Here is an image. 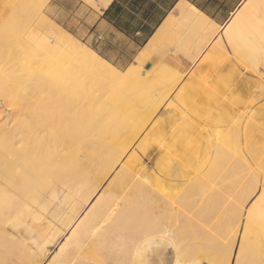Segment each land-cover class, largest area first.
Instances as JSON below:
<instances>
[{"label":"bare ground","instance_id":"obj_1","mask_svg":"<svg viewBox=\"0 0 264 264\" xmlns=\"http://www.w3.org/2000/svg\"><path fill=\"white\" fill-rule=\"evenodd\" d=\"M16 4L17 5L13 6L8 3V0H0V180L2 177L4 178L3 181H0V214L4 216L3 220L0 221V264H125L126 261L124 258L126 259L128 256L133 261L132 264H138V259L141 258L142 255V251L140 250L141 243L146 240L145 238L147 237V232H143L142 226L143 224L147 225V222H151L149 224L151 227H148V237L157 239L153 243L157 245V248L149 254L148 258H144L143 264H187L182 260L184 258V250L181 245L182 240H177L179 235L176 233L180 232L176 228L177 232L175 233L174 229L175 226L179 228V225H174L175 221L173 218L171 220L174 221V223L170 222L171 220L169 221L171 217H167V203L170 201L171 194L173 196V193L177 191H179L177 197L179 196L180 198L182 193L187 196V193L183 190L191 186H188L189 183L187 184L186 181L184 182L186 185H184V180L195 179V185H197L202 180L208 179V174L203 178L200 177L199 170L202 169V167H196V169L199 168V170L196 171V173H192L194 167L187 166L188 169L191 170L181 168V170H183L181 171L172 167L163 168L160 167L161 165L158 170L166 174L167 177L162 176L161 173L158 172V175L156 173H149V170H145L146 172H144L143 166L145 165H143L142 156L144 152L142 153L143 149L141 150V148L144 146V142L146 143L149 132L150 135L155 133V126H153L149 132L147 130V134L141 139L139 143L140 149L138 147L141 152H132L127 159L123 160L127 153L126 150L131 146L134 139L136 140L142 129L153 119V116L162 106L163 102L175 89L181 76L171 85V79L173 76V78H175L176 74L173 76L163 74L162 77H166L167 79L161 83L163 86L160 88V92L162 91L161 93L164 98L159 99L161 96L160 93L157 101L158 103L146 104L140 111L138 110V121H136L137 116L135 115L137 112L135 113V108H133L132 110H134V112H128L131 119L135 118V120H131L132 123L134 122L133 124L126 127L124 125L123 128H118L116 126L117 129L113 126L115 125L114 123L112 126L116 129L112 128L113 130L110 131L108 130L109 127L107 132L103 129V125L104 122H107L106 116L108 115V111L115 108V104L112 103L109 105L108 101L105 105L98 107L96 103L97 99L99 100L100 97L104 96L108 97L107 94L109 98H111L114 92H112L113 89L125 85L133 75L135 77L145 55L143 56V54H141L143 57L136 59V65H132L130 70L126 73H122L118 68L116 69L103 58L96 56L87 46L82 45L77 50L71 42L63 39V34L57 27L52 35H50L48 42L44 39H41L40 42H31L35 39V33L33 31L34 24L43 19V11L42 9H37L36 4H34V7L31 2L28 3L26 1L23 2V0H18ZM262 10H264V0H260L259 3H256L252 8V11L255 13ZM188 14L196 18L199 17L198 21L194 18L197 21V23L195 21L194 24L197 25L198 28H205L204 26L208 22H205L203 16L199 14L195 7L191 6L190 13ZM192 20L193 19H191V21ZM213 26L215 25H212V27ZM196 30L198 29L196 28ZM218 42L221 41L218 40ZM61 46L62 48H60ZM167 81L169 83H165ZM258 83L256 82L255 85H258ZM260 92L261 90L256 97V94H253L254 98L251 100L250 107L255 101L257 102L261 96H264L262 94L260 95ZM113 94L116 93L114 92ZM182 95L183 93L181 90L179 96ZM179 96L178 99H180ZM83 97L90 101V109H88L87 112L81 106ZM6 99H15L20 109L17 110L18 107L13 108ZM234 101L238 103V99H234ZM19 104L21 106H19ZM112 105H114V107ZM116 105H118V103ZM119 105L121 106L122 104L119 103ZM108 106H112L113 108L111 107L109 109ZM120 106L118 107L120 108ZM118 107L116 106V108ZM122 107L120 110H123ZM173 108L176 109L170 102L166 111H163L168 115V110L171 111ZM125 109L127 110V108ZM14 110L17 111L16 113H21L13 114L12 111ZM123 111L120 114H122ZM124 113L122 114L123 116L125 115ZM151 113L152 115H150ZM173 113H175V110ZM121 117L122 116L119 118ZM110 119L112 120V118ZM124 121H122L121 124H123ZM141 122H144L143 125H141ZM240 122L241 118L236 122L237 125L234 126V130H230L232 133H229L233 134L234 132L235 134L236 131V134L239 136ZM111 123L112 121H110V124ZM125 123L126 122H124V124ZM172 125L173 122L171 121V127ZM176 131L179 137L180 131ZM250 131L251 129H245L243 133L248 147L253 148V154L256 157L255 162L260 167L264 166V145L260 144V146H258L260 149L257 150L255 145L258 139L257 137H253ZM183 133L186 137V141L189 142L190 132L184 130ZM231 134L227 133L225 135L229 137ZM216 137L214 135V138ZM231 137L228 139L229 142L233 140H231ZM235 140H237V138ZM188 142H186V144ZM224 144L228 146L227 142ZM236 144H238V142ZM237 146H240V144ZM239 150L241 151V149ZM181 151L189 152L188 149L186 150L184 148L181 149ZM225 152L227 153L228 150H225L224 153ZM224 153L223 155H229ZM31 155L37 156V160L33 162V169L28 170L27 164L30 161ZM221 155L222 154H220V156ZM214 156H216V159H221L217 157V155ZM230 160L232 161L233 158ZM213 161L218 160H212V162ZM211 167L214 168L213 164ZM246 167L248 168V165H246ZM139 170H143L144 173H147L146 177L143 175L146 180L145 183L142 181L145 185L144 188L141 187L143 190L137 188L139 190L137 191L136 189V196L133 195L136 197L134 199L133 197L130 198V196L128 199L127 194V199L122 196V193L120 196L118 192L120 190V188H118L120 183L124 180L126 181V179L129 181L128 178L131 175L142 172H139ZM23 172L27 173L25 179L22 177ZM253 175L255 176L256 174ZM143 177L141 176V178ZM108 178L110 179L108 184L106 186L103 185L104 187L101 190L102 184ZM136 178H138V176ZM141 178H139L140 182ZM33 179L35 181L29 183V181ZM238 180L239 179L236 181ZM254 180L256 181L255 178ZM258 180L259 179H257V181ZM125 181L122 182V185L126 183ZM173 181H176V183ZM257 181L254 182L252 188L247 180H240V186L245 190L244 192L250 190L251 193L249 196L246 194L247 197H244L246 198L244 202L249 201L251 195L258 189L259 186ZM129 182H127V185ZM205 182H207V180H205ZM141 183L140 185H143ZM136 185L138 186L139 184ZM26 186L30 187L28 189L30 196L33 194L35 195L33 204L26 205L24 209L21 207H12L9 197L17 195L16 192L26 188ZM164 186L165 188H170L173 192L171 194L169 192H167L168 194L166 193L170 195V198L167 200L168 197L165 196L167 200L165 207L162 203L163 199L160 201L158 199L159 194H156L157 189L159 188L158 190H160V187ZM122 187H124V185ZM133 187L131 188L133 189ZM156 187L157 189H155ZM199 187L202 189L203 186ZM260 187L262 193L252 202L246 212H244V216L242 209L244 205H240L242 211L240 210L241 213L238 215L237 224L241 223L243 226L241 227V231L239 229L240 226H237L238 228L236 227L240 232V237L234 255V264H241L240 261L249 255V251L251 253L250 249L252 248L250 247L254 244L247 237L249 227L247 223L264 220V181L260 184ZM134 189L131 192H135ZM204 189L206 191V187H203V190ZM130 190L131 189H129V192ZM188 191H190V189ZM200 191L201 190L198 192ZM160 194H162V192ZM194 194L196 196V193ZM199 196L198 198H200ZM210 196L208 197L210 198ZM182 198H185V195ZM175 199L176 197H174V200ZM174 200H172L173 203H177L175 204V209L177 205H179L177 208L181 207L182 204L180 205V203L186 202H183L182 199L180 203L176 202L177 199ZM184 200H186V198ZM195 200L194 204H196ZM244 202H242V204H244ZM57 204L58 208L59 206L60 208L67 206L71 208L70 211H66L68 217L71 218V223L68 225L67 229L58 233L57 236L53 237L46 245L36 243V248H32L28 242L23 240V238L27 237L31 232L28 229H26V233L22 231L21 218L26 214L33 215L34 211H31L32 209L43 211L44 217L47 218L50 205L54 206ZM194 206L190 205V207ZM171 207L173 208V206ZM185 208H187V206H184V211ZM169 213L174 215L173 212ZM185 213L191 212L185 211ZM175 216L177 217L178 215ZM191 216L193 219L194 214ZM183 219L181 218V220ZM187 219L189 218L187 217L185 219L184 225L181 223L183 226H185ZM194 219L195 221L197 220V218ZM194 219L191 220L190 218V222L187 223V226L189 223L193 225ZM47 226L48 229H50L51 225L48 224ZM183 226L179 229H183ZM236 233L238 232L236 231ZM65 234V239L59 243L57 249L50 256V250L47 247L53 245L58 238H61ZM143 234L145 237H143ZM175 234L178 236L175 237ZM137 235L140 237L143 235L142 237L144 240L141 237L140 239H142V241L139 239L137 242L136 240L138 238L135 239ZM167 246H171L175 258L172 257L170 259V256H166L167 253H170ZM192 247H190V249ZM218 252H220V250ZM219 255L221 254L217 256ZM231 256L232 254L227 259L228 263H231ZM191 263L199 264L195 263V261Z\"/></svg>","mask_w":264,"mask_h":264},{"label":"rangeland","instance_id":"obj_2","mask_svg":"<svg viewBox=\"0 0 264 264\" xmlns=\"http://www.w3.org/2000/svg\"><path fill=\"white\" fill-rule=\"evenodd\" d=\"M17 1L18 0H8V3L15 6V5H17L16 4ZM25 1L28 3L31 2L32 5L36 4L37 9H40V10L42 9L43 14H44L43 19L41 21H37L34 24L33 31L35 33V39L31 42H40L41 39H44L48 42L50 35H52L53 31L56 30V26L54 25V23H55L58 26L60 25L65 31H67L68 37L70 39L77 40L78 42L80 40V42L84 43L90 49L94 50L97 53L94 45L91 44L88 41V39H86L85 34H81L82 32H79V31L78 32L72 31L71 29H69L67 27V22L70 21L71 18H75V17L82 18L85 15V13L89 12L90 10L95 11V9L92 8V6L90 5L91 3L89 1H87V0H23V2H25ZM36 2H38V3H36ZM34 7H35V5H34ZM258 12H260V13L257 14V18L255 20V22L257 23L258 29L256 30V28H254L253 31H254V35H255V43L257 46H259L261 48V50L257 51V48H256V53H255L256 54V60L253 59L250 62H242L241 59L238 57V55L234 53L233 46L228 43V40H226L224 43L221 44V46H222L221 50L223 51V55L220 56V60H219L220 62L223 63L222 66L225 67L226 69L204 71L203 73L208 75L207 78H205V79H202V78L200 79L199 77H195L197 71H193L192 73H175V74H180L183 77L180 80V82H178L175 90L171 93L170 97L166 100L165 104H169V102L173 100V98L177 94L176 92L180 89V87L186 81L193 80V83H194L193 90L189 91L188 94L186 95L185 99L183 100L184 101L183 103H187L185 105L188 106V108H187L188 111L192 109L191 108L192 106L193 107L196 106L197 108H199L200 111L202 110V111L211 113V115L226 116L228 111H225L222 109L217 110V106H215V101L220 100V99H224L225 97H227L229 94V89H230L231 85L236 84L241 79H250V78L254 79V80H258L259 78L264 79V10L258 11ZM65 22H66V24H65ZM257 41H259V42H257ZM80 47L81 46H79V47L75 46V48L77 50ZM60 48H62V46ZM110 63L112 65H114L116 68L118 67L122 73H126L128 70H130L132 65H136V59L132 60L126 66H121L120 64L114 63V62H110ZM155 68L170 69L169 67H167L166 65H163L160 62H158L157 64H155L152 67V69H155ZM148 70L149 69H146V66L144 65L141 68V70H140V68L138 69V73L136 72L135 77L133 75V77L131 79H129V81L125 85L112 90V92L114 91L116 94H113L114 92L112 93L110 91L112 93L111 98H109V95L107 94L108 97L104 96V97H100L99 100L97 99L96 103H97L98 107L105 105L106 102H108V101H109L108 102L109 105L112 103L115 104V108H113L114 105H112L113 107L111 106L114 110L110 109L111 107L108 106L111 111L109 109H108L109 111L107 110L108 111V115L106 116L107 122H104L103 129H105L107 131V129L110 127L108 130L111 131V130H113L112 128H114L113 126H115V127L117 126L118 128H123L124 125H125V127L129 126V125L134 123V122L133 123L131 122V120L133 118L132 119L130 118V114L128 113L129 111H130V113H131V111L134 112V110H132V109L135 108V113L137 112V114H135V113L134 114L137 117L135 115H133V116H135L136 121H138V118H139L138 117V115H139L138 110L140 111V109L146 104L158 103L157 102L158 97L160 96V93L162 92V91L160 92V88L163 86V84H161V83L167 79H166V77H162L163 74H157L156 75L157 77L155 76V80L152 79L153 76L143 75V74L147 73ZM165 75H167V74H165ZM147 81H150V82H147ZM165 83H169V82L167 81ZM243 89H245V88H243ZM244 94H245V92L243 90H240L239 93L237 94V96L243 97ZM161 96L159 99L164 98L162 93H161ZM154 97H155V99H154ZM6 100L9 101V104H11V106L13 108L18 107V102L15 99H11V100L6 99ZM239 101L240 100H238V102ZM117 103H118V105H116ZM119 103L122 105L120 106ZM250 104H251V101L246 106V108H249ZM262 104H264V98H263L262 102L255 104L248 111L251 113L254 111V109L256 107H258ZM89 105H90V101L87 98L83 97V99L81 101V106L83 109L86 110V112L88 109H90ZM19 106H21V105L19 104ZM116 106L117 107L120 106V108L123 106L122 109L124 110L125 108H127V110L126 109L124 111L120 110V108L119 107L116 108ZM233 106L235 107V105H233ZM18 109H20V107H18L17 110ZM114 111H116V112H114ZM122 111H123V113L126 111L124 113L125 114L124 116L122 115L123 113L120 114ZM12 112H13V114L21 113V112L16 113L17 112L16 110H14ZM168 113H169L168 119H164L163 116L160 117L161 113H159V111L156 112V114L153 116V119L148 123V125L145 126L144 129H142V131L139 133L136 140L134 139L131 146L126 150L127 153H126L125 158L123 160L127 159L128 156L132 154V152L135 153L137 151H140L139 150L140 149L139 143H140L141 139L147 134V130L149 132L150 129L153 126H155V128H156L155 133H153V135L152 134L150 135V132H149L146 143L144 142V144H143L144 146L141 148V150L143 149L142 153L143 152L145 153V155H144V153L142 154L143 163H144L143 165H145V166H143L144 172H146L145 170H149V173H153V174L156 173L157 174V172H158V173H161L162 176L167 177L166 174H164L163 172H160V170H158L160 167H163V168L164 167H172V168H175L178 170H181V168L186 169V170H191V169H188V167H187L190 165V154L188 151H181L180 139H179L178 135L176 138L174 137V134H173L174 131L172 130V127H171V121L173 120L171 118L172 117L171 111L168 110ZM111 114H112V116H111ZM150 115H152V113ZM120 116H122L123 118L122 117L119 118ZM125 116H126V118H125ZM110 118H112V120ZM157 118H159V119H157ZM259 119L260 120H257L258 121L257 125L251 126V129H252L251 134L253 137H257L258 140L261 139V141H264V115L260 116ZM119 120H120V122H119ZM121 120L122 121L126 120V121H124L126 123L124 124V122H123V124H121L122 123ZM133 120H135V118ZM104 121H106V120H104ZM110 121H112L111 124H110ZM127 121H128V123H127ZM114 123H115V125H113ZM143 123L144 122H141V125H143ZM154 123H156L157 125ZM116 128H114V129H116ZM246 128H247V126L245 127V129ZM172 136L174 137V139ZM173 140H174V142H173ZM233 142H231V144L228 147V152L230 153V159L233 158L232 161L230 160L231 162L229 161V163H222L219 166L214 165V168L213 167H208V168L202 167V169H200V170H199V168H197V169L194 168V171L192 173H196V171L199 170L200 177L203 178V177H205V175L208 174L207 175L208 179L202 180L204 184L201 181L197 185H195L196 184L195 179L184 180L183 181L184 185H186V183L187 184L189 183L188 186H191V187L187 188L188 190L190 189V191H188L187 189H186L187 191L183 190V191H185V193H187V196H186V194L182 193L181 197L179 198V196L177 197V195L179 194V191H177L176 193H173L170 190V188H167V187L165 188V186L160 187V190H158L159 188L157 189V187L155 188V189H157L156 194L157 195L159 194L158 199L160 201H161V199H163L162 203L164 204V207L166 206L167 200H169V198L171 197L170 201H168L169 203H167L166 211H167V217L168 216L171 217L170 219L168 218L169 221L172 218L174 219L175 223L172 220L170 221V222H173L174 225H179V228H182V226L185 223V219L187 217L189 219L191 218V220H193L194 218H197L196 221L194 219L193 225L191 223H189L187 226V223L190 222V220L187 219V222H186L185 226H183V229H179L178 226H175V228H174L175 233L177 232L176 228L180 232V233H176V234L179 235V236L177 235L178 236L177 240L178 239L182 240L181 245L183 246V250H184V258L182 260L184 263L192 264L191 262L194 263V261H195V263H199V264H234L235 263L234 262V255L236 252V247L238 245L237 242L239 241V237H240V232L238 231L237 226H240V228H239L240 231L242 230L241 227L243 226L241 223L237 224V220L239 218L238 215H240V213L243 209V216H244V214H245L244 212H246V210L251 206L252 202L262 193L261 192L262 189L260 187V184H262L264 181V170L261 167H259V165L255 162L256 157L253 154V148L248 147V143H247L245 137H244L243 144H240V142L238 140L237 145L240 144V146H237L238 148L235 146L236 144H234ZM138 147H139V149H138ZM233 148H234V150H233ZM184 149H186V150L188 149V144H186L184 146ZM237 149L238 150L241 149V151L240 150L238 151ZM228 152H227V154H228ZM145 156H146V158H145ZM239 156H240V158H239ZM235 158H236V160H235ZM239 159H240V161H239ZM36 160H37V156L31 155L30 161L27 164L28 170L33 169V165H34L33 162H35ZM245 162H247V163H245ZM249 162H250V164H249ZM245 164L248 165V168L246 167ZM217 166H218V168H217ZM143 170H139V172L142 171L141 173H135V174L131 175L132 180H131V176L128 178L129 181L131 180L130 182L127 181V179H126V181L124 180L126 182L125 184L123 183L124 187H122L123 186L122 182H124V181H122L120 183V186L118 187V188H120V190L118 191L120 193L119 194L120 196L123 194L122 196L125 198L128 195V199H129V196H130V198L133 197V199L136 198V197H134V196H136V194H135L136 189L139 188V189L143 190V188L145 186L144 183L146 181L145 177L147 176V173H144ZM181 171H183V170H181ZM247 173H249L250 175ZM253 174H256L255 176L257 178ZM26 175H27L26 172L22 173V177L24 179H25ZM143 175L145 177H143ZM38 176H36V177H38ZM135 176L136 177L138 176V178H136ZM141 176L143 178H141ZM246 176H247V178H246ZM139 178H141V182L144 181V183L143 182L141 183L139 181L140 180ZM236 178L239 179L238 180L239 182L236 181L237 180ZM254 178L256 179V181H257V179H259L257 181L259 187L256 190V192L253 193V195H251L250 200L247 202H244L246 199L244 197L249 196L251 193H250V190L249 191L246 190V192H244L245 190L242 188V186H240V180L241 179L247 180V182H249L253 188L254 182H256L254 180ZM110 179H111V177H110ZM110 179L108 178L102 184L101 190L104 186H106L108 184ZM3 180H4V178L2 177L0 181H3ZM171 180H173V179H171ZM205 180H207L208 183L205 182ZM33 181H35V180L33 179L32 181H29V183H31ZM134 181H135V183H134ZM185 181H186V183H184ZM127 182L130 183L131 187L135 186V187H133V189L135 188L134 189L135 192H131V191H133V189L130 187L129 183L127 185ZM139 182L143 185H140ZM173 182L176 183V181H173ZM191 182H192V184H191ZM237 182H238V184H237ZM136 184H139V185L137 186ZM199 186H201V187L203 186L204 188L206 187L207 195H206L205 189L203 190V187L201 189ZM141 187H143V188H141ZM29 188H30L29 186H26V188L18 190L16 192L17 195L9 197L11 199V206L12 207H15V208L21 207L22 209H24V207H26V205L33 204V201L35 200V195L33 194L30 196V192L28 191ZM240 188H241V190H240ZM129 189H131L130 192H129ZM139 189H137V191ZM122 190L124 191L125 196H124V193ZM191 190H193V191H191ZM194 190H195V192H194ZM199 190H201V191L198 192ZM161 192L163 195L160 194ZM167 192H169L170 194L173 193V196H172V194H171V196L167 195L168 194ZM197 192H198V195H197ZM194 193H196V196ZM183 194L185 195L186 200H184L185 198H182L184 196ZM210 194H211V196H210ZM246 194H248V195L246 196ZM199 195H201V196H199ZM165 196L168 197L167 200H166ZM198 196L200 198H198ZM208 196H210V198ZM174 197H176V199H177L176 202L180 203V202H182V200H183V202L184 201H186V202L180 203V205L182 204L181 207L177 208L179 206V205H177V207L175 209L174 207H175V204H177V203H175V204L173 203L172 200H174ZM201 197H203V198H201ZM156 198H157V196H156ZM201 199H202V201H201ZM194 200H195L196 204H194ZM212 201H213V203H212ZM242 202H244V204H242ZM187 203H188V205H187ZM223 204H224V206H223ZM190 205L191 206L195 205L196 207L195 206H194L195 208L190 207ZM240 205L241 206L244 205L243 207L245 208V210H244V208L241 209ZM171 206H173V208ZM184 206H187L188 209L190 208L189 210L187 208H185V211L186 212L189 211L191 213H185V211L183 210ZM168 207L169 208L171 207L172 209L171 208L169 209ZM49 208L50 209H49L47 218L44 217L43 211L35 210V209L31 210V211H34L33 215H27L26 214L23 218H21L22 231L24 233H26V229H28L31 232L29 235H27V237L23 238V240L25 242H28L32 248H36V243L41 244V245H46V243H48L53 237H56L58 233H61L65 229H67L68 225L71 223V218L68 217V213H67L71 209L69 206L63 207V208H60V206H59V208H60L59 209L58 204H57L54 206L50 205ZM66 208H68V209H66ZM191 208H192V210H191ZM174 209H175V211H174ZM231 211H232V213H231ZM169 212H171V213L173 212L174 215L170 214ZM238 212H239V214H238ZM192 214H194V216H195V217L193 216V219L191 216ZM175 215H178V216L176 217ZM3 218H4L3 214H0V221H2ZM181 218L182 219L184 218V219L181 220ZM149 221H150V219H149ZM176 221L178 222V224ZM147 223H146L147 225L143 224L142 227H143V232H145V233L147 232V237H148L149 228L151 227L149 224L151 222H147ZM232 223H234V224H232ZM48 224L51 225L50 229H48V226H47ZM144 228L145 229L147 228L146 230H148V231H146ZM236 231L238 233H236ZM176 234H175V237H177ZM65 236H66V234L63 235L61 238H58L53 245H50V246L47 245L48 246L47 248H49V250H50V254H49L50 256L57 249V246L59 245V243H61L65 239ZM141 237L139 235H137L135 237V239L138 238L136 241L138 242ZM143 237H145V235ZM143 237H142V239H143ZM147 237L145 238L146 240L143 239L144 241L142 243H141L142 239H140L141 240L140 241V243H141L140 250L142 251V255H141V258L138 259V264H143L144 258H148L149 254H151L157 248V245L153 244L154 241L157 239H151L150 237H148V239H147ZM247 237L250 241H252L254 243L253 246L250 247L253 249L254 252L252 251V249H250L251 253L249 251V253H248L249 255H247L245 257V259L240 261L241 264H264V224L254 223L252 226L248 227ZM196 245H198V246H196ZM167 247L170 250V253H167L166 256H170V259L172 257L175 258V256L173 255V250L171 249V246H167ZM190 247H192V248L190 249ZM219 250H220V252H218ZM231 251H232V253H231ZM212 254H214V255H212ZM218 254H221V255H219L220 257L217 256ZM231 254H232L231 260H230L231 263H228L227 259ZM129 259H130L129 256L126 259L124 258L126 263L132 264L133 261L131 259L130 260ZM130 261H131V263H130Z\"/></svg>","mask_w":264,"mask_h":264},{"label":"crops","instance_id":"obj_3","mask_svg":"<svg viewBox=\"0 0 264 264\" xmlns=\"http://www.w3.org/2000/svg\"><path fill=\"white\" fill-rule=\"evenodd\" d=\"M87 1L91 3L90 5L95 11L90 10L82 18H71L67 22V27L72 31H79L82 32L81 34H85L86 39L94 45L98 54L80 42V40L78 42L77 40L70 39L67 31L60 25L58 26L54 23L63 34V39L68 40L74 46H87L96 56L103 58L109 64H111L110 62H114L121 66H126L132 60L145 55L140 69L144 65L146 67L149 66L150 69L143 75L153 76V80H155L157 74L173 76L175 73H192L193 71H197L195 77L205 79L208 75L203 73L204 71L226 69L222 66L223 63L219 61L220 56L223 55L221 44L226 40L233 46L234 53L238 55L242 62L256 60V48L257 51L261 50L255 43L253 31L254 28L256 30L258 29L255 20L257 14L260 12L255 13L252 11L254 5L259 3L260 0ZM191 6L195 7L199 14L203 16L205 22L209 23L204 26L207 29L198 28L194 24L196 19L197 21L199 20V17L196 18L188 14L190 13ZM191 19L193 20L191 21ZM212 25H215L217 28L215 26L212 27ZM218 40L221 42H218ZM158 62L166 65L170 69H152ZM179 76L182 79V75L176 74L175 78H173L174 76L172 77L170 84L172 85ZM256 82H259V86L255 85ZM193 87V80L186 81L176 92L177 94L173 100L170 101L176 107V109L173 108L171 110L174 136L175 138L177 137L176 129L179 130L180 146L183 149L186 142H188L183 132L184 130L190 132L189 142L187 143L190 152V167L208 168L212 164L214 166L215 164L220 165L222 162L229 163L230 153L228 152L229 155H223L224 151L228 150L227 147L233 141L237 143L239 140L240 144H243L245 127L247 126L246 129H251V126L257 125V120H260L259 117L264 115V104L256 107L251 113L248 111L255 104L262 102L264 96H261L262 99H258L257 102L255 101L251 107L246 108L251 99L254 98L253 94H256V97L261 90L260 95H264V79H241L236 84L231 85L228 96L215 101L217 110L222 109L228 111L226 116L211 115V113L200 111L196 106H190L192 109L188 111V106L185 105L187 103H183V100L188 92L193 90ZM181 90L183 95L179 96ZM240 90L245 92L243 97L237 96ZM178 96L180 99H178ZM234 99L240 101L237 103ZM166 100L158 109L159 113H161L160 117L163 116L164 119H168V115L163 110L166 111L167 106L170 104V102L168 105L165 104ZM174 110L175 113H173ZM240 118L242 119L239 125L240 134L238 136L235 131V134L233 132L234 136L231 134V131L234 130V126L237 125L236 122ZM227 133L234 137L232 136V138L231 135L229 137L228 135L226 136L225 134ZM213 134L217 137L214 138ZM230 137L233 140L229 142L228 139ZM234 138L240 139L235 140ZM220 139L223 140L221 141ZM226 142L228 146L224 144ZM260 144L264 145V141H261V139L255 145L257 150L260 149L258 147ZM220 154L222 155L220 156ZM224 154L227 153L225 152ZM214 155L220 157L221 161L219 158L216 159ZM212 160L218 161L212 162ZM219 161L220 163L218 164ZM261 167L264 170V166ZM254 223L264 224V220L248 222L247 224L250 227Z\"/></svg>","mask_w":264,"mask_h":264},{"label":"water","instance_id":"obj_4","mask_svg":"<svg viewBox=\"0 0 264 264\" xmlns=\"http://www.w3.org/2000/svg\"><path fill=\"white\" fill-rule=\"evenodd\" d=\"M146 69H150V67H149V66H147V67H146Z\"/></svg>","mask_w":264,"mask_h":264}]
</instances>
